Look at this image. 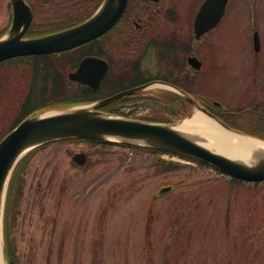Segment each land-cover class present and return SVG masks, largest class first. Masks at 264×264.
Wrapping results in <instances>:
<instances>
[{
  "label": "rangeland",
  "instance_id": "rangeland-1",
  "mask_svg": "<svg viewBox=\"0 0 264 264\" xmlns=\"http://www.w3.org/2000/svg\"><path fill=\"white\" fill-rule=\"evenodd\" d=\"M201 1L184 3L190 9ZM6 5L0 0V30L9 22ZM229 9L214 35L220 66L197 82L195 97L206 106L235 107L256 70L264 75V47L252 51L247 37L259 29L264 45V0H232ZM15 65L0 67V140L32 85L33 65ZM52 99L48 93L46 102ZM156 107L139 104L131 118L189 115L170 118ZM81 153L82 166L73 160ZM26 168L11 231L20 264H264V184H238L179 156L74 140L40 149Z\"/></svg>",
  "mask_w": 264,
  "mask_h": 264
},
{
  "label": "flooded vegetation",
  "instance_id": "flooded-vegetation-1",
  "mask_svg": "<svg viewBox=\"0 0 264 264\" xmlns=\"http://www.w3.org/2000/svg\"><path fill=\"white\" fill-rule=\"evenodd\" d=\"M24 1L32 13V23L24 39H31L65 31L85 22L106 0ZM206 1L187 9L184 0H128L124 15L101 38L77 49L48 55L47 65L51 68L39 77L40 89L46 87L47 91L53 92L85 88L92 91L95 101L141 89L111 103L105 110L123 113V108L127 107L132 112L139 104L149 102L156 104L157 113L167 114L170 118L194 111L190 99L197 94V82L220 66L214 35L225 22L232 2L228 1L222 21L206 30L212 24L214 6L212 21L206 20L201 27L196 21ZM6 8L9 22L1 28L0 35L8 31L15 20L12 0H8ZM35 27L41 30L34 33ZM261 35L259 29L252 28L247 36L251 40L252 51L258 54L264 47ZM92 58L102 59L108 68L97 89L85 82L96 77L97 68L90 67L84 73L87 76L82 73L79 77L81 80L71 78V75L78 74L83 62ZM49 59H53L55 65ZM256 71L261 74L258 69ZM260 74L253 77L250 90L241 95L235 107L222 102L229 111L217 112L202 105L215 116L219 113L230 127L263 136L264 75ZM33 81L34 74L31 87ZM151 98H155L154 101Z\"/></svg>",
  "mask_w": 264,
  "mask_h": 264
},
{
  "label": "water",
  "instance_id": "water-1",
  "mask_svg": "<svg viewBox=\"0 0 264 264\" xmlns=\"http://www.w3.org/2000/svg\"><path fill=\"white\" fill-rule=\"evenodd\" d=\"M14 8V23L12 30L0 40V64L3 61L15 57L56 54L75 49L98 39L111 29L124 15L128 0H106L97 13L85 23L65 32L47 35L41 38L23 39L25 32L32 22L30 8L24 0H12ZM228 0H207L197 17V26L205 24L206 20L212 21L213 6L214 17L210 27L217 26L225 15V7ZM90 67L99 69L95 78H90L93 88L97 89L104 80L108 71L106 63L101 59H88L80 66L78 74L71 75L73 80H81L79 77L88 71ZM80 74V75H79ZM85 75V74H84ZM87 76V75H85ZM89 79V78H88ZM141 89L124 92L110 99L90 105H79L67 110L49 111L29 117L21 123L16 130L6 136L0 143V221L5 215L6 199L11 178L19 163L30 151L42 145L70 141L73 139L106 141L110 143L140 146L154 151L171 153L196 161H202L208 166L229 176L231 179L248 183H264V152L258 149H244L239 153L247 155L248 160L230 158L218 151L209 149L193 137L177 129V124L151 123L147 121L131 120L107 114L100 109L104 106L122 99L133 92ZM197 110L212 118L219 126L236 135L243 136L248 140L257 141L264 147V140L250 137L227 126L220 118L218 119L206 109L200 107L190 99ZM182 124V123H181ZM87 156L84 153L77 154L74 161L80 166L86 163ZM173 186L163 187L155 194L156 199L168 195L173 191ZM3 245L4 264L8 259Z\"/></svg>",
  "mask_w": 264,
  "mask_h": 264
},
{
  "label": "trees",
  "instance_id": "trees-1",
  "mask_svg": "<svg viewBox=\"0 0 264 264\" xmlns=\"http://www.w3.org/2000/svg\"><path fill=\"white\" fill-rule=\"evenodd\" d=\"M49 57L45 56V57H24V58H16L13 60H10L6 63L9 62H14L16 65L15 67H20V65L24 66L25 63L33 65L32 71L34 74V84L31 87V89L28 92V95L25 97L24 101L22 102L21 108L19 110V116L16 119L15 124L13 125L14 127L10 130H14L16 128L17 125H19L21 122H23L24 120H26L27 117H29L30 115H33L34 113H36L37 111H43V110H47V109H52V108H63V109H67L71 106H77L79 104H85V103H90L95 101L96 99L94 98V94L92 93L91 90L85 89V88H79V89H66L65 91H61V90H57V91H53V92H49L46 90V87H44V89H40V86L38 84V79L39 77H41L43 74H45L44 72H46V70H49L51 68L50 65H47V59ZM34 59L39 60V62L34 61ZM5 63V64H6ZM48 93L51 94L52 96V101L50 102H46V98L48 96ZM109 107H107L108 109ZM109 112H112L110 110H108ZM89 144H97V145H105V146H109L111 145L110 143L107 142H97V141H85ZM45 148V147H40L38 148V150H35L31 153L28 154V156L25 158V160H23L17 168V171L15 172L14 176L12 177V182L10 184L9 187V194H8V203H7V208H6V226H5V238H6V244H7V255L9 257V261L11 264H20V260L18 259V255L16 254V245L13 243V239H12V229L13 226L15 225L14 221L17 217V209L19 207V198L23 195V188L25 185V179H23V174L26 171V167L29 163V161L31 160L32 156L35 155L40 149ZM137 150L143 151V152H150L153 153L155 155L157 154H166L164 152L161 151H154L151 149H144L142 147H136ZM168 155H170L171 157H180L181 159L187 160V161H193L198 163L199 165H202L204 167H209L207 164H205L202 161H196L194 159L191 158H186L184 156H180V155H173L170 153H167ZM166 154V155H167ZM164 162V161H163ZM164 164H166L167 166H175L174 162H164ZM211 168H213L211 166ZM231 181L235 182V183H243L239 180L236 179H231ZM256 185H259V183H255Z\"/></svg>",
  "mask_w": 264,
  "mask_h": 264
},
{
  "label": "bare ground",
  "instance_id": "bare-ground-1",
  "mask_svg": "<svg viewBox=\"0 0 264 264\" xmlns=\"http://www.w3.org/2000/svg\"><path fill=\"white\" fill-rule=\"evenodd\" d=\"M177 129L191 136L207 148H211L230 158L248 160L247 155L239 152L244 149H258L264 152V147L257 141H251L234 133H230L219 126L212 118L195 109L190 118H187ZM3 234L0 221V264H4Z\"/></svg>",
  "mask_w": 264,
  "mask_h": 264
}]
</instances>
